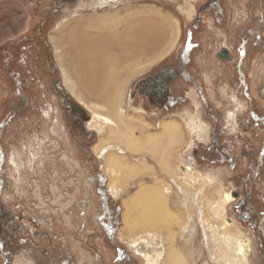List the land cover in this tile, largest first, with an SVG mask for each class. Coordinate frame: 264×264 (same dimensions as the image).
<instances>
[{"label": "rangeland", "instance_id": "1", "mask_svg": "<svg viewBox=\"0 0 264 264\" xmlns=\"http://www.w3.org/2000/svg\"><path fill=\"white\" fill-rule=\"evenodd\" d=\"M7 1L0 0V246L6 252L0 264H145L136 252L153 253L152 247H163L165 239L147 234L137 245L126 240L123 199L141 182L160 177V165L147 154L158 173L137 176L114 195L104 157L95 150L100 132L92 124L93 113L86 112L88 126L76 123L82 134L61 105L80 100L65 82L51 33L71 16L93 14L101 0ZM214 2L113 0L110 10L159 8L181 27L170 54L126 84L123 105L127 114L149 125L147 132H158L166 120L184 128L185 144L174 151L175 172L167 184H173L174 209L181 205L187 210V203H193L178 236L192 264H242L235 239L223 234L228 227L245 244L246 264H264V44H244L257 32L264 43V0H219L221 13L212 7L200 12ZM192 4L201 21H195L199 14L188 17ZM42 16L40 37L36 29ZM7 33L10 37L1 35ZM23 36L27 40L16 43ZM224 45L233 54L226 62L217 55ZM164 68L182 73L169 83L180 98L174 105L130 97L136 85L145 90L143 81L158 78ZM182 75L200 80V92ZM191 121L202 125L206 137L194 134L191 141ZM133 155L131 160L141 158ZM222 192L234 200L219 216L215 201Z\"/></svg>", "mask_w": 264, "mask_h": 264}, {"label": "bare ground", "instance_id": "2", "mask_svg": "<svg viewBox=\"0 0 264 264\" xmlns=\"http://www.w3.org/2000/svg\"><path fill=\"white\" fill-rule=\"evenodd\" d=\"M112 2L110 0L105 5V0H101L100 4L93 6L96 8L93 14H76L59 25L51 33L55 53L65 82L93 113L92 124L100 132L95 150L104 157L105 171L110 175L113 194L120 195V189L137 176L141 178L154 173L156 168L149 161L150 157L160 165V177L156 176L153 183L141 182L134 193L123 199L122 230L125 239L132 245H137L138 239L147 234L165 239L163 247H152L153 253L136 252L144 257L145 264H192L190 251L182 246L178 236L179 229L186 226V215L192 210L193 203H187V210L181 205L174 209L176 205L172 207L170 202L173 184H167L168 177L171 178L175 172L173 165L176 162L173 164L171 161L174 151L179 144H185L184 128L176 120H166L160 123L158 132H147L149 125L144 124L140 116L127 114L123 105L124 88L129 80L173 50L180 37V22L159 8L154 10V7L131 6L123 10H110L108 7ZM11 5L22 9L15 2H11ZM192 7L193 12L188 13V17L195 13L194 4ZM1 35L10 37L8 33ZM192 123L189 125L191 141H194V134L200 138L206 137L202 133V125ZM133 154L141 158L131 160ZM205 197L198 198H205L208 202L213 200L209 195ZM219 197L215 201V210L220 216L225 205L234 198L230 192H222ZM211 212L207 209V213H210L208 216H211ZM223 234L235 239L233 250L243 254L239 262L246 264L245 244L238 233L228 227Z\"/></svg>", "mask_w": 264, "mask_h": 264}, {"label": "flooded vegetation", "instance_id": "3", "mask_svg": "<svg viewBox=\"0 0 264 264\" xmlns=\"http://www.w3.org/2000/svg\"><path fill=\"white\" fill-rule=\"evenodd\" d=\"M219 4H220L219 0H215V2L213 4L208 5L207 7H203L204 6L203 5L200 9V12L202 10L208 11V9H210L212 7L217 13H221L222 10H221V7ZM195 10L196 11H195L194 15L199 14V16H197L195 18V21H201L200 12L197 14L198 9H195ZM217 19L220 20L218 17H217ZM39 22L41 24H40L39 28L36 29V34L41 37V36H43V26H44L43 22H45V17L42 16L40 18ZM249 32L250 31L248 30V33ZM250 34H251V32H250ZM262 37H263L262 34L260 32H257L254 34V39H252V35H251V37L244 38V44H246L248 42L253 43V42H257V41L264 44L262 42V40L260 39ZM24 40H27V36H23L22 41L18 40L16 43L21 44L22 42H24ZM217 55L220 58V61L223 60V62L224 61L226 62V61H229V59H231L233 54H232V50L227 45H224L218 49ZM163 72L164 73H161V75H159L158 78H156V77L151 78V79H149V82H147L146 80L143 81V86L145 87V90H143L141 86L138 87V85H136L135 88L132 90L130 97L132 99H134L135 96H142V97L144 96L145 99L149 100L152 103H154V99H156L159 102L161 101V106H163V105L164 106L174 105L178 101V99H180V98H178L179 96L174 95V93L172 92V89L169 87V83H170V80H172V78H174V77L177 80L178 76H176V75L180 74L181 72H180V70H178V72H179L178 73V72L174 71L173 69H167V68H164ZM183 79L187 80L189 82H193V84L197 87V89L199 91V89L202 85V83H200V80H196L195 77L192 75H190L189 78L183 76ZM260 90L263 94V92H264L263 91L264 90V79H263L262 84L260 86ZM143 91L146 93H144ZM200 94L201 93H199V96H200ZM263 97H264V94H263ZM78 103L79 104L75 105L68 100L61 101V105H62L63 109L65 110V112H67V117L71 120V122L73 124L80 122L85 127L90 120L89 116L87 117V115H86V112L87 111L89 112V110L83 104H81L79 101H78ZM77 126L81 129L82 134H84L85 131L82 129V127L80 125H77ZM73 133H74V131H73ZM0 202H1V200H0ZM1 208L2 207L0 204V211H2ZM1 214H2V212H1ZM5 248H7V247H5ZM1 249H2V246H0V252H1ZM0 255L5 256L6 252H1Z\"/></svg>", "mask_w": 264, "mask_h": 264}]
</instances>
